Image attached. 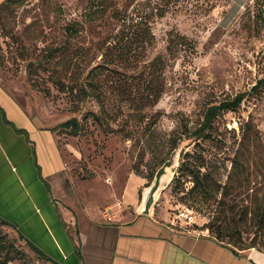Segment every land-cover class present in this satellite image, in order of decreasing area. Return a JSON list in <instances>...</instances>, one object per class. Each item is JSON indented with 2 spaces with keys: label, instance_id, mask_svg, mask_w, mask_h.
<instances>
[{
  "label": "rangeland",
  "instance_id": "rangeland-1",
  "mask_svg": "<svg viewBox=\"0 0 264 264\" xmlns=\"http://www.w3.org/2000/svg\"><path fill=\"white\" fill-rule=\"evenodd\" d=\"M149 1L0 5V87L56 131L65 160L60 191L70 207L129 219L124 209L139 211L145 189L175 157L154 210L172 219L190 210L188 228L217 237L220 230L239 250L264 251V85L253 90L264 79V0H181L152 21V45L133 44L134 27L123 18L137 17ZM171 35H185L193 47L169 52ZM158 56L164 69L163 60L152 66ZM150 83L162 90L164 83L157 102ZM240 93L241 105L221 110L196 139L209 107ZM72 118L77 133L60 126ZM200 164L208 192L193 189ZM137 179L143 184L134 207ZM0 261L55 264L1 221Z\"/></svg>",
  "mask_w": 264,
  "mask_h": 264
},
{
  "label": "crops",
  "instance_id": "crops-1",
  "mask_svg": "<svg viewBox=\"0 0 264 264\" xmlns=\"http://www.w3.org/2000/svg\"><path fill=\"white\" fill-rule=\"evenodd\" d=\"M64 171L56 131L33 119L0 87V217L54 261L264 264V251L239 250L210 233L182 230L158 209L151 215L124 209L129 219L82 214L60 191ZM142 184L137 179V196L129 198L134 207ZM128 194L126 187L125 199Z\"/></svg>",
  "mask_w": 264,
  "mask_h": 264
},
{
  "label": "trees",
  "instance_id": "trees-1",
  "mask_svg": "<svg viewBox=\"0 0 264 264\" xmlns=\"http://www.w3.org/2000/svg\"><path fill=\"white\" fill-rule=\"evenodd\" d=\"M14 1H18V0H6L3 3H1L0 5L6 4V3H11ZM179 1H181V0H150L148 2V4H146L145 10H143L142 13L137 14V17H134V16H132V18L131 17H128V18L124 17L123 22L128 24L129 27H134L133 28L134 32L132 33V36L128 37V40H130V42L133 44L136 43V44L142 45V46H145L146 44L152 45V43L155 40V35L152 31V25H151L152 21L155 18L164 17L169 12V10L172 9V7H174L178 4ZM117 16H120V12L117 13ZM179 45L184 46V47L186 46L187 48L193 47L191 41H189V39L185 35H177V36L171 35V37L169 38V44H168L169 52L173 53L174 50L176 49V47ZM162 60H163V69H164L165 68L164 56H163V58H162V56H158L153 61L152 66L156 67V65L160 64L157 62H162ZM262 85H264V79H260L258 81V83L253 87V90H258ZM148 89L151 90L152 100L154 102H157V100L161 97L162 93L164 92V83H163V90H162L161 86L157 87L156 85H153L152 83H150ZM83 93H84V97L88 96V92L86 90H84ZM244 97H245V94L240 93L232 100H227V101L221 102L220 104H215V105H212L211 107H209V109L206 113L204 122L193 131V135L196 137V139L202 138L204 135L207 134L208 129H211L212 124L214 122V119L220 113L221 110H223V109H236L237 107H239L241 105V103L244 100ZM60 126L65 128V129H69L74 133H77L80 129V123H79L77 118L69 119V120L65 121L64 123H62ZM203 166L204 165H201V164L199 166H196V168H198V173L195 174L193 177L194 182H195L193 189L202 188V190L208 192V191H210L211 181H210V177H209L208 172L201 173V168ZM189 167L191 168L192 171H193V168H195L193 164ZM224 193L225 192L223 191V194ZM0 221L7 224V225L13 226L10 222L6 221L5 219H3L1 217H0ZM217 233H218V237L217 236H215V237L219 241L226 243L225 241H223L221 239L223 236L222 231L218 230ZM20 237L23 238L22 235ZM232 240L234 241V239H232ZM26 242L37 253H39V255L43 256L45 259H47L51 262H54L55 264H61V263L54 261L48 255L44 254L37 246H35L30 241L26 240ZM226 244H229L232 247H235L230 242L226 243ZM253 247H255V246H253ZM0 264H6V262L0 261Z\"/></svg>",
  "mask_w": 264,
  "mask_h": 264
},
{
  "label": "water",
  "instance_id": "water-1",
  "mask_svg": "<svg viewBox=\"0 0 264 264\" xmlns=\"http://www.w3.org/2000/svg\"><path fill=\"white\" fill-rule=\"evenodd\" d=\"M176 163L175 157L165 162L163 167L157 172L155 182L147 187L144 191L143 200L139 208V212L144 215H151L157 201V195L163 183L164 177L167 175V168L173 167Z\"/></svg>",
  "mask_w": 264,
  "mask_h": 264
},
{
  "label": "built area",
  "instance_id": "built-area-1",
  "mask_svg": "<svg viewBox=\"0 0 264 264\" xmlns=\"http://www.w3.org/2000/svg\"><path fill=\"white\" fill-rule=\"evenodd\" d=\"M182 216H185V223L183 225H177V220L180 219ZM195 221V216L192 211L188 210L186 213H182L180 215H176L173 218V222L176 226L180 227L182 230L191 231L192 229L188 228V225H191Z\"/></svg>",
  "mask_w": 264,
  "mask_h": 264
}]
</instances>
